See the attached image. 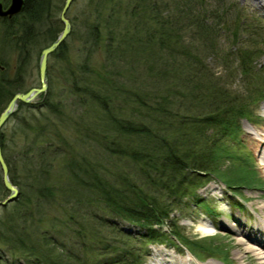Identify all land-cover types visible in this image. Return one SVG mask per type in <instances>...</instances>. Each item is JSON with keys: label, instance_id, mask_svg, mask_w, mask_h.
<instances>
[{"label": "trees", "instance_id": "obj_1", "mask_svg": "<svg viewBox=\"0 0 264 264\" xmlns=\"http://www.w3.org/2000/svg\"><path fill=\"white\" fill-rule=\"evenodd\" d=\"M56 5L24 0L0 17V111L59 32ZM226 13L204 0L86 1L82 28L49 55L47 89L17 104L7 140L0 132L19 189L0 216L10 253L0 264H145L147 245L172 237L199 257L214 254L216 245L184 236L171 213L198 198L203 179L243 185L236 172L249 166L226 145L263 93L235 92L227 79L257 70L264 33L249 29L262 47L237 44L230 68L217 42ZM209 53L225 75L208 65ZM225 158L233 164L221 169ZM114 218L145 231L135 235ZM168 219V231L153 226Z\"/></svg>", "mask_w": 264, "mask_h": 264}, {"label": "rangeland", "instance_id": "obj_2", "mask_svg": "<svg viewBox=\"0 0 264 264\" xmlns=\"http://www.w3.org/2000/svg\"><path fill=\"white\" fill-rule=\"evenodd\" d=\"M86 1L87 0H73L67 10V17L70 19L75 33L76 29L79 30L82 28L78 14L85 7ZM204 1L207 7H217L220 13L225 10L227 11L224 18L219 22L220 28L217 32V42L223 56L225 54H231L230 60H228L230 68H233L235 65L232 56H234V48L237 47V44L244 43V48L253 47L254 45L262 47L260 39L258 41V38L252 36L253 33L249 32V29L260 28L259 30L264 33V0H258L257 2H255V0ZM62 2L63 0H56L58 5V10L56 12L57 17ZM216 4L218 6H216ZM236 16L239 17L238 21L235 20ZM218 19H220V17H218ZM223 21H225L224 24H222ZM236 34L238 35L236 40H234ZM70 39V42L76 41L74 36H71ZM48 61H52L51 56H49ZM206 61L213 70L225 75V69L222 67L223 63L218 54H207ZM254 62L256 63L257 70L252 71V74H245L242 76L239 73L236 74L233 72L231 77H228L227 81L231 90L235 92L244 93L245 90L249 89L254 93L256 91H258L259 94L263 93L264 97V47L254 58ZM37 83V66H35L34 58L32 65L24 75L22 82L23 89L25 90ZM38 95L33 101L38 99ZM253 107L249 121L241 118L235 137L230 140V143H228V141L225 142V144L228 143L226 147H229L230 153H234L236 158L240 159L244 164L246 163L247 166L249 165L247 170L244 169L243 172H241L240 170L242 169H238V173L236 172V175H238L237 177L243 179V185L235 188H227L217 177L208 178L209 180L203 179L200 186L196 188L198 198L193 200L189 198L185 199V203L183 202L179 208L173 209L171 213V216L175 218L174 220L179 225L184 236L189 239H198L202 244L215 243L214 245H216V248L212 252L215 253V256L220 254L224 255L227 252L228 256H225L227 258V264H260L254 252L250 249H246L245 244L239 239V230H245L251 234L256 233V235L264 241V232L255 228V225L260 223L259 216H264V210L260 208V204L264 202V165L262 167L263 162L259 156L261 155L259 153L263 152H258L256 156L254 150L248 145L246 137L248 130L253 131L254 127H264V99L258 101ZM2 129L5 139L7 140L10 130H12V121H7ZM15 141L16 137L14 142ZM15 146L17 148L16 144ZM100 154L103 155V152H100ZM99 159L100 162H104L106 165L108 161L107 158L102 156L95 158V160L98 161ZM232 164V161L225 158L221 169L225 167L230 168ZM232 191H235V194L231 193ZM1 197H3V195L0 196V198ZM7 205L9 206V203H7ZM5 206L6 205H0V216L5 212ZM204 218L214 222L217 229L216 232L212 234H202L197 229L198 221ZM114 219H117L118 223L122 221L120 218ZM164 222L165 223L161 225L162 228L168 226L169 219ZM124 223L119 225H123ZM261 250L263 251L264 247H262ZM187 254L190 256L192 255L185 249L184 245H174L166 240L163 243L158 242L156 244H150L144 258L145 264H183V260ZM1 256L10 257V253L6 247L0 243V257ZM213 260L218 261L214 256H209L202 261V264H206V262ZM195 261V257L192 255L189 258L188 264H196Z\"/></svg>", "mask_w": 264, "mask_h": 264}, {"label": "water", "instance_id": "obj_3", "mask_svg": "<svg viewBox=\"0 0 264 264\" xmlns=\"http://www.w3.org/2000/svg\"><path fill=\"white\" fill-rule=\"evenodd\" d=\"M23 1L24 0H10L6 7H3L2 2L0 1V16L10 17L11 15L17 13L21 10ZM71 2L72 0H63L59 11V20L62 23V27L56 37L40 49L37 64V75L39 84L37 86H31L25 91H16L11 95L3 109L0 111V130L5 121L14 111L15 106L18 102L30 103L39 93L44 92L46 90L48 83L46 76L48 56L61 44V42L65 40L71 29V23L68 17H66V11ZM0 170L3 186L8 191L5 197L0 198V205H5L6 203L13 201L18 196L19 189L17 185H15L9 178L8 166L3 157L1 144Z\"/></svg>", "mask_w": 264, "mask_h": 264}, {"label": "bare ground", "instance_id": "obj_4", "mask_svg": "<svg viewBox=\"0 0 264 264\" xmlns=\"http://www.w3.org/2000/svg\"><path fill=\"white\" fill-rule=\"evenodd\" d=\"M258 0H255L257 2ZM47 76V75H46ZM246 137L248 140V145L250 148L254 150V153L256 156L258 155V152L262 151L263 153H259L261 155L260 159L262 160L264 165V127H254L253 131H247ZM261 162V163H262ZM264 168V167H263ZM260 208L264 210V202L260 204ZM263 212V211H262ZM259 222L257 225H255V228L261 232H264V216H259ZM197 229L202 233V234H211L212 232L216 231L215 225L210 221L209 219H200L197 223ZM239 239L245 244L246 249H250L254 252L256 257L258 258L260 264H264V250L262 251V247H264V241L260 239L256 233L251 234L246 232L245 230H239ZM190 255H186L185 259L183 260V264H188ZM173 264V263H170ZM200 264V262H198ZM206 264H222L216 261H208ZM244 264V263H243Z\"/></svg>", "mask_w": 264, "mask_h": 264}]
</instances>
